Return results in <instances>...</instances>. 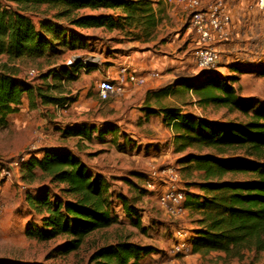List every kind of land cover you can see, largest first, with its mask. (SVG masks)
Listing matches in <instances>:
<instances>
[{"label": "trees", "instance_id": "1", "mask_svg": "<svg viewBox=\"0 0 264 264\" xmlns=\"http://www.w3.org/2000/svg\"><path fill=\"white\" fill-rule=\"evenodd\" d=\"M36 16L37 24L32 21ZM61 21L80 31H120L147 41L153 38L160 18L150 0H0V56H5L7 62L0 67V128L7 126L8 117L18 113L23 99L28 110L40 106L62 108L66 105L64 84L80 72L96 68L82 66L79 58L72 66L63 65L44 75L42 87L19 78L16 70L8 66L23 59L50 60L63 51L79 49L83 39L68 37ZM253 68L256 70L245 71L264 79V61ZM230 69L244 73L235 67ZM48 78L52 84L45 85ZM236 82L234 76L200 71L197 84L177 81L172 87L147 92L143 101L145 117H161L171 131L175 153H197L183 158L186 167L199 173L201 179V194L184 193L183 205L196 218L193 236L186 242L191 254L222 253L238 259L245 251L264 252V105L240 99ZM176 93L192 95L201 107L212 105L227 113H238L243 121L212 122L163 105L162 100ZM117 131L114 124L95 128L81 123L67 126L61 135L78 142L96 139L104 143L105 136ZM204 150L211 154H200ZM237 152L240 156L229 155ZM19 173L27 186L40 179L62 187L58 188L59 196L47 188L38 196L26 192L25 202L41 222V228L26 230L29 239L45 242L66 238L61 253L67 255L77 251L91 234L117 223L108 182L100 174H91L70 150L43 149L38 157L32 155L21 163ZM237 176L242 179H229ZM116 198L132 225L139 227L135 198ZM153 253L151 247L117 241L95 250L88 264H141Z\"/></svg>", "mask_w": 264, "mask_h": 264}, {"label": "rangeland", "instance_id": "2", "mask_svg": "<svg viewBox=\"0 0 264 264\" xmlns=\"http://www.w3.org/2000/svg\"><path fill=\"white\" fill-rule=\"evenodd\" d=\"M107 14L115 17L112 12ZM32 21L37 24L38 16L33 17ZM60 23L68 37L83 39L80 48L63 51V54H57L50 60L23 59L8 64L16 70L18 77L34 86L43 87L42 77L65 66L72 56L96 58L98 63L94 70L80 72L77 78L64 84L63 98L66 105L62 108L40 106L28 110L23 100L24 105L20 106L19 112L8 117L7 126L0 128V169L9 167L12 171L9 178L0 176V264H88L95 250L117 241L153 248L154 253L145 257L141 264H262L264 252L245 251L238 259L228 258L222 253L191 254L186 242L187 237L193 236L196 218L187 209L183 214L172 213L160 204L159 195L172 188L194 196L201 194L199 173L188 169L183 163L185 155L197 153L192 150L183 154L174 152L171 131L162 123L161 117H145L141 95L129 103L121 94L107 102H100L96 97V85L101 78L95 70H105L110 66L107 59L117 58L121 52L115 48L125 42L150 43L155 39V33L152 39L145 41L142 36L136 39L133 33L125 35L120 31L108 32L102 29L80 31L63 21ZM231 56H227L229 60L223 61L212 71L219 76H234L240 99L264 105V79L252 71H245L254 69L253 66L260 67L264 53L242 56L237 60ZM4 64H7L6 57L0 56V67ZM231 67L244 73L232 72ZM199 74L194 70L189 76H181L164 86L172 87L177 81L195 85ZM44 84H52L50 78ZM162 103L179 109L183 115L198 119L221 123L243 121L238 113H227L212 105L198 106L190 94L176 93L162 100ZM75 123H87L95 128L114 124L118 131L113 136H105L104 143L93 139L91 143L82 144L61 135L67 126ZM47 148L71 150L91 174H100L106 179L112 194V214L117 220L113 226L85 238L77 251L67 255L61 253L66 238L57 237L38 242L29 239L25 233L27 229L34 231L41 228L40 218L25 202L26 192L38 196L42 189L47 188L51 194L59 196L58 188L62 187L40 179L27 186L20 180V173H17L19 169L12 165H20L32 155L38 157ZM200 154L211 152L204 150ZM229 155L240 156V153ZM173 176L175 178L172 180ZM149 178L158 187L154 193L145 189ZM229 179L241 180L242 177ZM117 195L135 198L134 208L139 216V227H134L125 215ZM177 246H181L179 251L175 250Z\"/></svg>", "mask_w": 264, "mask_h": 264}, {"label": "crops", "instance_id": "3", "mask_svg": "<svg viewBox=\"0 0 264 264\" xmlns=\"http://www.w3.org/2000/svg\"><path fill=\"white\" fill-rule=\"evenodd\" d=\"M150 1L159 11L160 18L155 30V39L150 43L125 42L117 46L115 49L121 52L117 58L107 59L110 66L105 70L99 68L95 70L99 72L100 81H114L121 67H127L130 73L143 79L144 84L141 86L124 84L121 97L128 103L139 95L144 101L147 92L158 91L166 84H171L176 78L189 76L194 70L200 72L195 68L193 57L194 50L199 44L197 36L191 32L188 24L190 17V10L187 9L188 0ZM199 1L201 4H206L211 0ZM255 4L256 0H225L226 10L231 18L230 27L227 30L226 40L214 46L223 61L229 60L227 56L230 55L237 60L242 56L264 53V14L256 9ZM23 100L22 105H24ZM77 124L81 123L73 125ZM171 143L173 144L172 139Z\"/></svg>", "mask_w": 264, "mask_h": 264}, {"label": "built area", "instance_id": "4", "mask_svg": "<svg viewBox=\"0 0 264 264\" xmlns=\"http://www.w3.org/2000/svg\"><path fill=\"white\" fill-rule=\"evenodd\" d=\"M256 9L264 14V0H256ZM187 9L190 10L189 27L191 32L197 36L199 47L194 50L195 66L200 71H212L217 68L223 61L221 54L215 49V44L224 42L227 36V30L230 27L231 18L227 13L225 0H211L209 3L201 4L199 0H188ZM80 58L82 66L94 65L98 63L96 58H82L72 56L65 65L67 67ZM125 83L136 84L141 86L144 80L130 73L127 67H121L117 78L113 80H102L96 85L97 99L100 102H106L110 98L120 95L123 92ZM19 169V164H12ZM17 169V170H18ZM11 170L8 168L0 169V176L9 178ZM19 174V171L17 172ZM175 177H172V180ZM145 184V189L149 193H154L158 187L149 178ZM154 180V179H153ZM24 190V187L22 186ZM184 193L176 189H171L159 195V202L162 206L167 207L174 214H183L186 211L184 207ZM181 246L176 247L179 251Z\"/></svg>", "mask_w": 264, "mask_h": 264}]
</instances>
